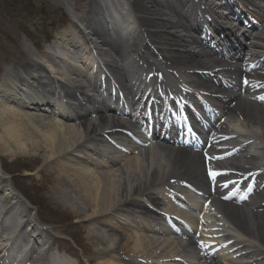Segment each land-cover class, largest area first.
Returning <instances> with one entry per match:
<instances>
[{"label":"bare ground","instance_id":"1","mask_svg":"<svg viewBox=\"0 0 264 264\" xmlns=\"http://www.w3.org/2000/svg\"><path fill=\"white\" fill-rule=\"evenodd\" d=\"M69 1L59 4L69 7ZM81 1V8L70 14L66 32L47 35L43 46L31 43L36 55L25 46L19 55L22 64L12 63L0 75L2 155L25 156L39 171L54 167V183L50 174H40L42 179L48 178L44 185L49 191L46 201L64 206L73 214L74 222L85 224L87 264H264V54H260L264 52V5L230 0L236 10L240 9L236 11L227 0H215V4L206 0H126L122 8L120 0ZM190 4L208 28L216 31L206 39L208 43L203 30L185 20ZM110 5L120 15L126 12L122 16L133 21L126 25L121 47L109 36L113 31L104 35L97 25L107 26L112 21ZM210 15L215 22L209 21ZM245 18L248 26L243 25ZM73 20L77 25L72 26ZM223 23L238 24L239 28L233 25L230 29ZM240 28L246 29L239 36ZM107 29L114 30L112 25ZM138 29L147 44L138 41ZM1 31L6 40L14 39L13 32ZM21 32L29 35L28 29ZM79 34L83 40L95 39L88 41L97 58L106 68L114 67L125 96L135 102L130 114L134 119L122 115L121 99L114 104L122 106L114 107L107 102L110 98L90 95L88 89L99 82L104 90H111L110 78L105 67H99L98 73L104 74H100L99 82H91L82 58L85 49L80 48L82 42L76 36ZM91 62L96 66L93 58ZM49 66L51 74L59 75L60 80L51 77ZM124 67H128L126 73ZM151 69L162 73L161 77L151 75ZM219 74L224 75L222 80L217 79ZM169 79L179 82L178 90H167L172 85ZM215 82L229 90L219 94L216 90L223 89ZM180 87L215 89L205 93L212 105H201L208 112L207 119L213 121L202 132L206 143L210 139L205 152H192L184 146L196 145L188 130L191 126L184 124L185 117L173 113L174 101L182 107L184 100ZM67 98L75 101L74 107L66 104ZM71 109L73 112H65ZM134 130L141 133L137 140L131 133ZM108 136L113 139H105ZM131 140L137 146L129 151ZM242 141L249 142L252 153L246 151V145H240ZM81 149L100 161L88 154L72 156ZM1 171L0 165V229L7 232L0 239V264L10 253L12 240L25 242L19 264H68L56 258L53 247L50 252L40 248L41 236L32 227V235H26L21 226L9 236L14 231L5 220L11 212L21 215V222L26 218L32 223L33 218L26 200ZM219 179L233 180L226 186L231 189L223 188L225 192L214 185ZM250 182L260 183L259 188L254 190L248 186ZM242 185L248 194L255 192L257 201L226 197ZM197 192L207 197L205 201L214 212L198 201L193 209L211 219L213 232L198 226L204 222L190 217L179 205L191 204V194ZM117 213L122 214L121 221L114 218ZM221 216L236 225L244 237L223 234ZM162 222L170 228H161ZM175 223L186 232L173 229ZM44 229L50 245L54 240L51 229ZM193 254L197 263L188 260Z\"/></svg>","mask_w":264,"mask_h":264},{"label":"rangeland","instance_id":"2","mask_svg":"<svg viewBox=\"0 0 264 264\" xmlns=\"http://www.w3.org/2000/svg\"><path fill=\"white\" fill-rule=\"evenodd\" d=\"M22 1L25 0H0V75L6 67L21 61L19 55L25 51V46L36 55L38 52L32 51L31 43L37 42L39 43L37 45L43 46L46 44L44 42L47 35L54 37L56 34L66 32L72 20L71 11L80 9L83 5L81 0H70L69 7L61 6L59 4L61 0H27L32 6L29 11L28 3H21ZM21 11L24 13H21ZM23 29H28V36L25 37L21 34ZM1 30L13 32L15 43L13 40H6L1 34ZM76 36L79 38L78 35ZM20 64H22V61ZM41 64L46 68L43 62ZM51 67L53 69L55 67L53 61ZM51 67L49 66V68ZM52 68L49 71L50 74ZM51 76L55 81H57L56 79L60 80L59 75L51 74ZM87 146L93 147L92 144H87ZM85 154L90 155L96 161H100L84 149L74 152L72 156L76 158ZM0 155H2L1 152ZM0 163L7 180L12 183L29 205L30 212L33 214L37 225L52 230L51 233L56 237L52 247L58 252L59 258L69 264H87L86 258L88 255L85 253V233H83L85 224L74 222L73 214L69 209L66 210L64 206L59 207L53 202L46 201L49 197V191L46 190L44 185L48 178L42 179L40 174H50L52 176L51 181L54 183V167L45 168L40 172L39 168L36 169L37 166L32 165L33 161L25 156L16 155L12 157L8 154L1 156ZM1 185L4 186V183H1ZM133 210L136 211L137 209L133 208ZM117 216L122 217V214L119 213Z\"/></svg>","mask_w":264,"mask_h":264},{"label":"trees","instance_id":"3","mask_svg":"<svg viewBox=\"0 0 264 264\" xmlns=\"http://www.w3.org/2000/svg\"><path fill=\"white\" fill-rule=\"evenodd\" d=\"M25 1L28 3V6L30 7L29 8V11H30L32 9L31 3L29 1H27V0H25ZM22 2H24V1H22Z\"/></svg>","mask_w":264,"mask_h":264},{"label":"snow or ice","instance_id":"4","mask_svg":"<svg viewBox=\"0 0 264 264\" xmlns=\"http://www.w3.org/2000/svg\"><path fill=\"white\" fill-rule=\"evenodd\" d=\"M262 99H264V98H262ZM211 174V173H210Z\"/></svg>","mask_w":264,"mask_h":264}]
</instances>
